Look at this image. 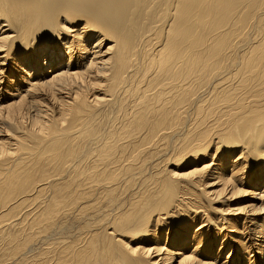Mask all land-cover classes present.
I'll return each instance as SVG.
<instances>
[{
    "label": "bare ground",
    "instance_id": "obj_1",
    "mask_svg": "<svg viewBox=\"0 0 264 264\" xmlns=\"http://www.w3.org/2000/svg\"><path fill=\"white\" fill-rule=\"evenodd\" d=\"M0 264H264V0H0Z\"/></svg>",
    "mask_w": 264,
    "mask_h": 264
}]
</instances>
